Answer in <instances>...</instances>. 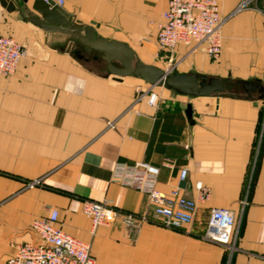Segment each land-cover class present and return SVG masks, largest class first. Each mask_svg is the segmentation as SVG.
<instances>
[{"label":"crops","instance_id":"crops-1","mask_svg":"<svg viewBox=\"0 0 264 264\" xmlns=\"http://www.w3.org/2000/svg\"><path fill=\"white\" fill-rule=\"evenodd\" d=\"M241 1L220 2L222 15L229 16L220 56L179 44L175 70L264 83V0L233 14ZM32 3L27 6L35 13ZM61 6L83 25L96 21L98 35L127 43L149 63L143 57L153 55L154 22L161 20L167 1L63 0ZM0 34L29 50L13 75L0 74V264L17 244L39 240L32 222L51 208L59 209L67 233L92 244L93 264L263 263L264 99L259 92L248 97L241 87L231 92L228 84L230 94L189 97L156 87L158 103L151 105L146 98L137 100L138 89L149 86L142 78L109 73L98 53L80 45L71 53L49 46L51 34L1 2ZM138 162L158 169L160 190L181 187L196 198L195 184L202 181L211 198L198 202L190 225L148 223L130 237L119 218L93 231L83 199L134 212L150 206L148 194L129 183L141 173L116 175L121 164ZM182 168L188 169L183 180ZM34 179L42 185L29 188ZM142 179L147 183L151 176ZM215 207L236 215L239 249L233 255L203 237Z\"/></svg>","mask_w":264,"mask_h":264},{"label":"built area","instance_id":"built-area-1","mask_svg":"<svg viewBox=\"0 0 264 264\" xmlns=\"http://www.w3.org/2000/svg\"><path fill=\"white\" fill-rule=\"evenodd\" d=\"M167 7L163 12V21L157 32V44L161 51L174 54L179 44L191 49H203L213 58L220 56L223 49V27L229 18L222 15L221 0H166ZM255 0H242L234 13H238ZM60 5L63 0H56ZM29 55L27 48L12 36L0 34V74L13 75L20 60ZM173 68V67H172ZM171 69V68H169ZM156 86L139 88L137 100L147 99L151 105L158 103L159 94ZM114 127V122H109ZM165 166L174 167L173 161H165ZM141 173L151 176L145 183L139 179L129 181L148 194L150 206L142 212L127 211L110 205L107 201L94 199L82 200V212L91 219L92 230L99 226H111L121 218L126 233L136 236L144 224H156L166 228H179L193 223L199 201H207L212 192L202 181L195 184L196 198L187 196L181 187L163 191L156 187L155 179L158 169L138 162L135 165L121 164L116 175ZM188 174L182 168L180 178ZM124 177V176H123ZM42 179L27 182L29 188L42 185ZM246 202L244 201V204ZM32 230L37 234L35 243H22L15 246V251L6 264H93L92 244L67 233L60 224V211L51 208L48 215L35 219ZM238 224L233 210L223 207L211 209L205 226L204 239L224 245L233 255L239 249ZM264 264V257H262Z\"/></svg>","mask_w":264,"mask_h":264},{"label":"water","instance_id":"water-1","mask_svg":"<svg viewBox=\"0 0 264 264\" xmlns=\"http://www.w3.org/2000/svg\"><path fill=\"white\" fill-rule=\"evenodd\" d=\"M0 2L9 11L18 9L24 21L51 34L52 40L49 46H60L70 53L73 52L75 45L84 47L86 51H94L106 63L108 72L116 76L140 77L151 86L164 87L176 94L189 97L227 95L230 94L228 84H231V92L241 87L248 97L252 96V92L257 91L264 99V83L259 80L221 79L195 71L179 72L174 68L163 69L146 63L127 43L98 35L95 27L99 25L96 21H91L90 25H83L55 0H33L32 9L35 13L27 6L29 0H0Z\"/></svg>","mask_w":264,"mask_h":264},{"label":"rangeland","instance_id":"rangeland-1","mask_svg":"<svg viewBox=\"0 0 264 264\" xmlns=\"http://www.w3.org/2000/svg\"><path fill=\"white\" fill-rule=\"evenodd\" d=\"M164 12V10H163ZM163 12L161 14V20L158 22H154V26L156 28V31L158 32L159 27L162 24L163 21ZM148 43V41H147ZM153 55H147L146 57H143L145 61L155 64L163 69H169L174 67V69L178 66V61L176 59V56L174 54H171L170 52L161 51L158 47V44L156 45L154 43L153 47ZM29 51V50H28Z\"/></svg>","mask_w":264,"mask_h":264},{"label":"bare ground","instance_id":"bare-ground-1","mask_svg":"<svg viewBox=\"0 0 264 264\" xmlns=\"http://www.w3.org/2000/svg\"><path fill=\"white\" fill-rule=\"evenodd\" d=\"M56 1V0H55ZM59 4V3H58ZM174 68V67H173Z\"/></svg>","mask_w":264,"mask_h":264}]
</instances>
